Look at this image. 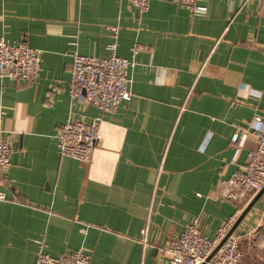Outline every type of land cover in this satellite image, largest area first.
Wrapping results in <instances>:
<instances>
[{
    "label": "crops",
    "instance_id": "0c3cea01",
    "mask_svg": "<svg viewBox=\"0 0 264 264\" xmlns=\"http://www.w3.org/2000/svg\"><path fill=\"white\" fill-rule=\"evenodd\" d=\"M199 5L0 0V39L40 53L36 79L0 80V129L14 147L0 181V264L79 248L90 264H170L159 248L186 225L213 238L232 215L220 184L256 149L254 119L264 125V0ZM112 42L131 60V98L103 113L70 98L69 67L74 53L108 57ZM70 117L97 124L88 162L57 150ZM260 210L233 233L252 232Z\"/></svg>",
    "mask_w": 264,
    "mask_h": 264
},
{
    "label": "built area",
    "instance_id": "2783aa9c",
    "mask_svg": "<svg viewBox=\"0 0 264 264\" xmlns=\"http://www.w3.org/2000/svg\"><path fill=\"white\" fill-rule=\"evenodd\" d=\"M124 1L140 11L146 10L150 4V0ZM174 1L191 7L195 13H203L206 10L199 5L201 0ZM112 30L116 37L117 30ZM108 51V57L104 58L74 53L69 67L70 98L84 97L103 113L115 112L122 102L131 98L128 76L132 66L131 60L116 55V42L108 46ZM138 51L137 47L131 48L132 59ZM39 69L40 53L36 49L25 43L8 44L0 39V80L31 81L36 79ZM254 123L252 134L257 140L256 149L247 154L246 165L242 171H237L220 184L221 197L234 205V212L217 229L213 238L205 236L197 227L196 221L186 225L165 247L159 248V253L166 256L170 264H242L244 254L241 236L229 232L244 208L264 188V125H261L260 117H256ZM99 139L96 123L88 124L70 117L59 129L56 146L61 156L88 162ZM237 140L238 134L232 138L233 142ZM12 143V136L0 129V181L11 165L14 150ZM4 199L5 195L0 192V200ZM259 203L260 217L263 220L261 224H264V192L259 198ZM146 233L145 227L142 229L144 243ZM33 264H90V256L83 248L58 256H52L40 249Z\"/></svg>",
    "mask_w": 264,
    "mask_h": 264
},
{
    "label": "rangeland",
    "instance_id": "374dc122",
    "mask_svg": "<svg viewBox=\"0 0 264 264\" xmlns=\"http://www.w3.org/2000/svg\"><path fill=\"white\" fill-rule=\"evenodd\" d=\"M261 222L263 223V220L260 217L257 227L241 237V248L244 254L242 264H264V224Z\"/></svg>",
    "mask_w": 264,
    "mask_h": 264
},
{
    "label": "water",
    "instance_id": "95a60500",
    "mask_svg": "<svg viewBox=\"0 0 264 264\" xmlns=\"http://www.w3.org/2000/svg\"><path fill=\"white\" fill-rule=\"evenodd\" d=\"M263 192H264V188L260 192H258L255 195V197L248 203V205L244 208V210L242 211V213L240 214V216L238 217V219L234 223V225H233L231 231L229 232V234H231L234 231V229L238 226V224L241 222V220L246 216V214L250 211V209L254 206V204L259 200V198L263 194ZM220 244L217 246L215 251L219 248Z\"/></svg>",
    "mask_w": 264,
    "mask_h": 264
},
{
    "label": "bare ground",
    "instance_id": "6f19581e",
    "mask_svg": "<svg viewBox=\"0 0 264 264\" xmlns=\"http://www.w3.org/2000/svg\"><path fill=\"white\" fill-rule=\"evenodd\" d=\"M65 122V121H64Z\"/></svg>",
    "mask_w": 264,
    "mask_h": 264
}]
</instances>
